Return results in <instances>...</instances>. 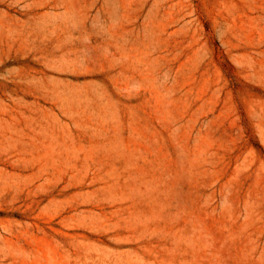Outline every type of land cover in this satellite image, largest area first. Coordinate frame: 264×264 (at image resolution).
<instances>
[{"label":"rangeland","instance_id":"1","mask_svg":"<svg viewBox=\"0 0 264 264\" xmlns=\"http://www.w3.org/2000/svg\"><path fill=\"white\" fill-rule=\"evenodd\" d=\"M0 264H264V0H0Z\"/></svg>","mask_w":264,"mask_h":264}]
</instances>
